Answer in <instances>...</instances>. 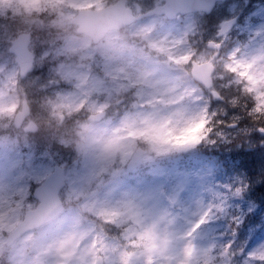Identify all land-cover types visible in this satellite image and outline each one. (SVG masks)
Segmentation results:
<instances>
[{"label":"clouds","instance_id":"obj_1","mask_svg":"<svg viewBox=\"0 0 264 264\" xmlns=\"http://www.w3.org/2000/svg\"><path fill=\"white\" fill-rule=\"evenodd\" d=\"M213 3L219 10L227 0ZM150 4L0 0V144L40 137L105 174L240 143L244 130L264 128V37L254 46L200 39L181 20L151 14ZM37 49L53 65L44 92L26 72ZM65 82L70 95L58 91ZM251 178L249 222L264 224V168ZM237 188H216L182 222L90 189L68 202L0 192V264H223L214 248L235 227Z\"/></svg>","mask_w":264,"mask_h":264},{"label":"rangeland","instance_id":"obj_2","mask_svg":"<svg viewBox=\"0 0 264 264\" xmlns=\"http://www.w3.org/2000/svg\"><path fill=\"white\" fill-rule=\"evenodd\" d=\"M158 1L151 0V4ZM249 1L227 0V3L219 10H213V14L220 17L215 29L201 28V22L204 19L201 12L199 14L184 13L172 20H181L182 28L185 30L191 28L190 36L198 34L197 37L200 39H214L222 36L230 46H254L258 45L261 38L264 37V0ZM233 15L238 17L234 26L226 33L217 34V27L220 22ZM197 25L198 27L194 29ZM37 50L39 53L34 70L38 69L46 55L44 51ZM0 67L3 65L0 64ZM243 75L248 77L247 72ZM28 76L31 78L30 84L37 83L34 78V76L37 77L36 73L34 76L33 73ZM65 84L71 85L68 82ZM44 86L47 85L44 84ZM71 89L72 86L61 94L70 95ZM242 111L243 109L240 112L233 111L230 113V120L236 122L242 119ZM243 136L245 139L242 142L229 141L222 148L217 147L216 151L223 154L224 152L233 153L239 148L245 150L251 148L253 153L262 159L258 166L260 167L261 163H264V133L258 130L253 132L244 130ZM29 146L31 145L25 144L23 151L11 150L6 144H0V192L14 191L25 199L23 192H25L27 184H25L26 181H22L23 176L39 181L44 174L48 173L54 163H60L65 166L67 174L66 186L61 192L65 198L64 202H68L70 198L75 199L85 189H90L101 200L119 199L121 197L136 199L145 202L149 210L173 212L182 222L197 201L203 200L216 188L227 189V184L231 182L230 178L222 173L216 175L215 169L209 164L203 165V158H199L195 149L189 150L190 154L177 158L165 159L152 164L143 163L140 166L142 171L133 169L132 172H129L128 169L124 168L117 170V173L112 175L111 173H95L88 161L67 151L58 152L57 150L51 151V154L42 153L49 163H34L32 158L36 151L29 149ZM13 167L16 170L12 172L11 168ZM232 176L233 179L231 180L235 181L236 175L232 174ZM127 178L130 179L126 180ZM130 180L133 182L132 184L129 183ZM237 180H239L238 176ZM232 202H234L233 197L230 202L231 207H233ZM237 206L241 213L238 214L241 224L238 227L237 244H246L247 240L244 237L254 234V239L260 243L255 244L252 250L264 246V224L259 221L256 224L249 223L241 216L248 215L245 212L254 209L255 205L248 203L244 207H241V204Z\"/></svg>","mask_w":264,"mask_h":264},{"label":"snow or ice","instance_id":"obj_3","mask_svg":"<svg viewBox=\"0 0 264 264\" xmlns=\"http://www.w3.org/2000/svg\"><path fill=\"white\" fill-rule=\"evenodd\" d=\"M209 43L211 44L213 42L210 41ZM237 63H239V61H237ZM232 70L235 71L234 68ZM241 75H243V73ZM258 131L264 133V128L258 129ZM241 191V188H237L234 196H238ZM234 223L235 227H231L230 225L229 241L214 248V251L217 253L214 259L219 258L223 264H264V246L252 250L255 244L260 243V241L254 239V234L244 237V239L247 240L246 244H237V239L239 238L238 227L241 224L239 216L235 218Z\"/></svg>","mask_w":264,"mask_h":264},{"label":"water","instance_id":"obj_4","mask_svg":"<svg viewBox=\"0 0 264 264\" xmlns=\"http://www.w3.org/2000/svg\"><path fill=\"white\" fill-rule=\"evenodd\" d=\"M213 4V0H167L164 8H167L166 15L171 17L177 12L182 13L197 9L209 11L213 7ZM234 21L235 18H230L227 21H224L221 26V31L229 29V26L232 25ZM137 164L139 163L129 165L128 167H132ZM55 170L49 177L42 181L38 188H36L34 193L39 200L43 197L50 196L59 201L57 190L63 184V171L59 168H57V171Z\"/></svg>","mask_w":264,"mask_h":264},{"label":"trees","instance_id":"obj_5","mask_svg":"<svg viewBox=\"0 0 264 264\" xmlns=\"http://www.w3.org/2000/svg\"><path fill=\"white\" fill-rule=\"evenodd\" d=\"M213 18H217L216 14L211 15ZM217 19H213V23L216 22ZM210 157L215 161L218 160V155L217 154H213L210 153ZM259 156L255 153H253V150H242L239 149L237 151H234L233 153H229V155H226L223 153V157H222V162H225L232 165L233 168H231L230 171H234V167L235 165L238 166L239 171L238 172V176H239V183L241 186H243V191H242V197H244L245 199H247L246 202L251 201L248 199V195H249V189L254 188L256 185L253 183L252 180V173L253 172H258L261 170V168L264 166V163H261L260 167L259 163L262 159H260ZM256 180L259 181L260 177L259 175L256 176ZM239 185V184H237ZM253 202V201H252ZM245 204V203H244ZM254 204V202L252 203ZM255 205V204H254ZM254 209H249L248 212H245V214L248 215H241L244 219H247L248 217H250L252 211Z\"/></svg>","mask_w":264,"mask_h":264}]
</instances>
